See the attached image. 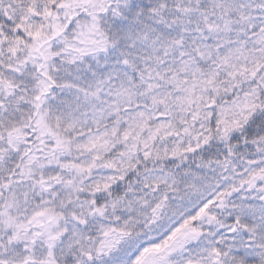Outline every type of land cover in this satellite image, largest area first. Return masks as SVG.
I'll return each instance as SVG.
<instances>
[{"label": "rangeland", "instance_id": "1", "mask_svg": "<svg viewBox=\"0 0 264 264\" xmlns=\"http://www.w3.org/2000/svg\"><path fill=\"white\" fill-rule=\"evenodd\" d=\"M84 1L63 10L57 29L45 24V32L33 18L27 48H17L23 63L7 71V94L16 99L1 104L0 127H25L22 109L33 107L35 130H49L61 148L43 153L5 205L9 221L50 220L41 219L40 240L17 264H202L199 248L238 225L232 242L257 259L264 253V135L241 137L264 111V6L190 0L196 8L166 33L164 24L130 15L124 0L98 1L97 14L79 19L75 4ZM207 5L223 13L199 11ZM74 30L106 43L83 58L85 50L67 44ZM115 36L124 43L118 58ZM31 53L46 60L41 86H29L39 81L29 72ZM28 130L22 145L34 150ZM209 151L218 159L196 162ZM174 163L177 174L155 167ZM131 174L128 189L99 203Z\"/></svg>", "mask_w": 264, "mask_h": 264}, {"label": "trees", "instance_id": "2", "mask_svg": "<svg viewBox=\"0 0 264 264\" xmlns=\"http://www.w3.org/2000/svg\"><path fill=\"white\" fill-rule=\"evenodd\" d=\"M98 1L101 2V0H90L89 2L85 0L84 6L79 5L80 3H76L75 5H78L75 7V10L78 12L77 17L79 19H90L91 15L97 14L98 10L96 8H101ZM189 1L190 0H124L123 6L130 15L132 14V16H139L144 19L150 18L149 20L152 21L151 24L154 27L159 28L161 25H165L166 28L164 26V29L167 33L168 29L174 26V24L184 23V13L188 9L196 8L194 4H189ZM232 1L236 2V0ZM252 2L257 8L264 6V0H252ZM70 4H73V0H0V81L3 80V83H0V85L4 86L1 93L2 97L0 98V110L3 109L1 107L2 103H10L12 100L16 99L15 96L7 94L8 87H10L7 71L10 67L23 63L25 54L22 52V55H19L17 53V48L20 44L27 48L26 44L29 40V26L32 24L33 18L34 20L37 18V20L43 24L42 29L45 32L47 28L45 24H48L52 29H57V26L61 25L65 20L66 14L63 10ZM44 8L49 10V14L37 13L40 9H42L41 12H43ZM203 10L213 11L217 15L223 13L211 5L199 8V11ZM104 12H106V10L100 12L98 15H103ZM194 22L195 21L191 22V24L193 25ZM61 34L63 33L61 32ZM88 36L89 34L74 30L71 31L69 38L67 39V44L74 52L78 49L85 50L78 52L79 56H82L83 58V52H86L85 58L89 57L91 56L88 53L90 48L93 47L97 51L99 49L96 46L103 44L106 41L104 40L103 43H100V39L89 40ZM54 40H56V38ZM122 41L121 38L118 39V37L115 36V58L120 56L118 53V51H120L118 43L119 46L124 44ZM107 46H113L110 44L109 40H107ZM30 55L32 57L31 59L34 60L29 64L31 69L29 72L35 75V77H38L37 80L39 81H33L29 86H41V82L45 81L42 75L44 70L43 66H45L46 60L44 62L39 56L37 57V53H31ZM48 57L50 58V56ZM75 62L72 63L71 68ZM5 80H7L6 83H4ZM69 89L73 91L71 87ZM3 94H5V97ZM34 94H37L36 89ZM30 97L34 99L33 95ZM43 97H45V95H42L38 99V103L44 99ZM37 112L38 111H34L33 107H25L22 109L24 115L23 124H25L26 130H31L33 137L35 136V144H33V146H36V149L34 150H32L31 146L30 148L27 147L25 143L22 145L24 141L23 134L25 133V127L18 129L17 124L14 126L0 127V136H3H1L3 141L0 145V155L5 153V156L3 157L6 159V162L4 163L6 166V173L0 175V264L19 263V260L17 259H19L20 255L26 254L28 252L27 247L34 244L32 239L37 240L39 238L40 240L41 236L37 232L39 229L43 228L42 226H44H39L40 221H42L41 219L46 218V224L50 222L46 215H40L37 217L39 218L38 220L31 219L28 224L9 221L3 217L6 203L12 199L15 191H18V189L20 190L19 187L21 184L25 183L28 178H32L30 177V172H32L33 167L39 164L40 160H42L43 153L49 152V156H51L52 153L61 151L60 143L54 139L53 135L49 133V130H35V113ZM255 134L257 135L255 136ZM263 135L264 111L258 113L257 116L252 118L241 138L245 141L251 142L255 141L257 137ZM234 142L238 143L237 141ZM215 154L210 151L208 154H199L196 162L199 164H205L207 161L218 159ZM155 167L163 170L170 169L176 174L178 173V170H181V165H178V163L166 166L163 164L161 166L155 165ZM133 176V174L129 175L127 180L118 185L115 190L101 196L99 203L102 204L107 198H115L118 195H121L123 192L122 190L128 189L131 185ZM25 225L30 227L27 232Z\"/></svg>", "mask_w": 264, "mask_h": 264}, {"label": "flooded vegetation", "instance_id": "3", "mask_svg": "<svg viewBox=\"0 0 264 264\" xmlns=\"http://www.w3.org/2000/svg\"><path fill=\"white\" fill-rule=\"evenodd\" d=\"M261 189L263 190V187ZM263 199H264V194L262 195V202ZM220 224L221 226L224 225V223H220ZM225 225L227 226L226 223ZM237 225L238 224L235 223V226ZM240 230H241V226L238 225L231 232L221 235L219 238L215 240V242H212V244L209 245L207 250H200L199 248V251H197L198 263L202 261L203 262L202 264H264V253L263 254L258 253L257 259L253 258V260H249L247 259V256L243 252L241 253L242 250L245 251L246 247L243 245L242 246L243 249L242 250L240 249L239 251L237 248V242H232L234 237L239 235ZM211 235L215 237L217 234L213 233ZM211 235L209 236V241L214 240L213 238H211ZM227 237H231L232 239L229 240L227 239ZM253 242L257 243V240L255 239ZM256 246L258 245L256 244ZM260 247H264V245H260ZM232 251H234V253L236 252L235 253L236 255L234 257Z\"/></svg>", "mask_w": 264, "mask_h": 264}, {"label": "water", "instance_id": "4", "mask_svg": "<svg viewBox=\"0 0 264 264\" xmlns=\"http://www.w3.org/2000/svg\"><path fill=\"white\" fill-rule=\"evenodd\" d=\"M111 1H115V0H111ZM57 38H59V36H57ZM263 202H264V199H263Z\"/></svg>", "mask_w": 264, "mask_h": 264}]
</instances>
